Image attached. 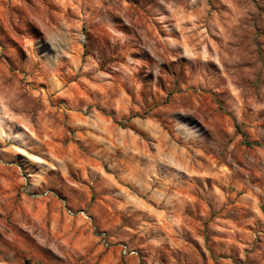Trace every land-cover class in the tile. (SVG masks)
<instances>
[{
    "label": "rangeland",
    "instance_id": "rangeland-1",
    "mask_svg": "<svg viewBox=\"0 0 264 264\" xmlns=\"http://www.w3.org/2000/svg\"><path fill=\"white\" fill-rule=\"evenodd\" d=\"M0 264H264V0H0Z\"/></svg>",
    "mask_w": 264,
    "mask_h": 264
},
{
    "label": "trees",
    "instance_id": "trees-1",
    "mask_svg": "<svg viewBox=\"0 0 264 264\" xmlns=\"http://www.w3.org/2000/svg\"><path fill=\"white\" fill-rule=\"evenodd\" d=\"M246 144L249 145V146L253 145V143H251V142H246Z\"/></svg>",
    "mask_w": 264,
    "mask_h": 264
}]
</instances>
